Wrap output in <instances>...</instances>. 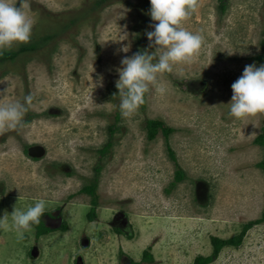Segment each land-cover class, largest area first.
<instances>
[{
    "label": "rangeland",
    "instance_id": "374dc122",
    "mask_svg": "<svg viewBox=\"0 0 264 264\" xmlns=\"http://www.w3.org/2000/svg\"><path fill=\"white\" fill-rule=\"evenodd\" d=\"M98 1L26 0L32 38L0 61V103L33 97L24 126L0 133V218L43 198L41 222L51 229L37 237L35 226L21 240L9 216L0 226V264H81L80 257L84 264H193L212 252L211 236L237 235L264 209V151L254 141L264 114L236 119L227 106L245 66L261 65L264 0H224L223 11L220 0H198L182 26L204 36L201 49L162 74L166 93L150 90L145 108L128 118L113 97L116 69L122 57L148 48L150 2ZM98 75L103 87H94ZM146 119L173 132L148 140ZM35 145L44 153L30 157ZM168 146L185 173L172 188ZM97 167L99 202L89 220L90 196L79 190ZM144 250L153 262L141 260ZM209 264H264V221Z\"/></svg>",
    "mask_w": 264,
    "mask_h": 264
},
{
    "label": "clouds",
    "instance_id": "9594fccd",
    "mask_svg": "<svg viewBox=\"0 0 264 264\" xmlns=\"http://www.w3.org/2000/svg\"><path fill=\"white\" fill-rule=\"evenodd\" d=\"M148 15L151 18L145 35L148 48L138 50L131 56L120 60L116 69L118 80L115 87L118 93V108L124 118L131 117L145 103V96L154 90L160 95L167 91L160 83V76L170 73L174 65L191 63L201 49L204 36L182 26L198 8V0H149ZM17 3L20 7H17ZM26 0H0V55L11 50L15 45L27 44L33 35L34 21L25 10ZM130 45L121 51L127 53ZM231 54V53H230ZM103 87V76L98 75L94 87ZM232 96L228 102V114L236 119H244L257 114H264V64L246 65L242 75L232 83ZM4 94L0 92V96ZM33 97L26 95L23 101L0 103V133L23 127L25 116ZM48 201L39 199L26 210L14 208L9 215L0 218V226L11 216L12 226L19 239L41 223L46 213Z\"/></svg>",
    "mask_w": 264,
    "mask_h": 264
},
{
    "label": "trees",
    "instance_id": "16d2710c",
    "mask_svg": "<svg viewBox=\"0 0 264 264\" xmlns=\"http://www.w3.org/2000/svg\"><path fill=\"white\" fill-rule=\"evenodd\" d=\"M104 0H99L98 2L101 3ZM220 9L223 11L225 9V3L224 0H220ZM262 48L263 51L255 56V59L259 61L261 64H264V39L262 41ZM16 55V52H4L2 55H0V61H4L7 58H13ZM146 102L140 106V108L143 110L145 108ZM116 127L114 124L110 126L109 134L111 137V134L115 131ZM145 129H146V137L148 140H153L157 136L158 132L161 131L164 137L167 139L169 134L173 132V128L168 127L164 121L160 119H146L145 120ZM254 141L261 145L264 151V125L262 129V133H260ZM112 142L111 140H108L105 145L102 146V148L99 150L101 154H104L106 151L109 150ZM168 154L170 158L175 163V171H174V179L170 184V187H174L176 183L180 182L185 178L184 171L178 166L176 163V157L174 151L168 146ZM259 167L262 169L264 173V155L262 160L258 163ZM96 175L92 182L90 184L85 185L82 190L89 193L91 195V208L89 210V213L87 214V217L89 220H94L95 217V211L94 206L98 204V195H97V185H98V173L100 171V167L96 168ZM175 184V185H174ZM264 221V209L261 213V216L257 219L250 220L243 224L241 231L232 237L229 238H220L217 236H211L210 241L212 244V252L209 255L203 256L199 255L194 258L193 264H209L212 262L219 254L220 250L226 246V245H233L238 246L242 242V238L246 231L251 228L253 225L261 223ZM65 228V226H62ZM37 231L36 235L40 236L44 233L49 232L51 229L40 223L38 226H36ZM117 232H122L119 228H116ZM142 260L153 262V255L150 251L144 250L142 253ZM135 264H140L139 262H135Z\"/></svg>",
    "mask_w": 264,
    "mask_h": 264
},
{
    "label": "water",
    "instance_id": "95a60500",
    "mask_svg": "<svg viewBox=\"0 0 264 264\" xmlns=\"http://www.w3.org/2000/svg\"><path fill=\"white\" fill-rule=\"evenodd\" d=\"M27 152L30 157H39L44 153V149L41 146L35 145L28 147Z\"/></svg>",
    "mask_w": 264,
    "mask_h": 264
},
{
    "label": "flooded vegetation",
    "instance_id": "af4514ba",
    "mask_svg": "<svg viewBox=\"0 0 264 264\" xmlns=\"http://www.w3.org/2000/svg\"><path fill=\"white\" fill-rule=\"evenodd\" d=\"M27 151H28V149H27ZM28 153V152H27ZM83 188V187H82ZM82 188L79 190V193H83V194H87L88 196H90V204H91V195L89 194V193H87V192H85V191H83L82 190ZM91 208V207H90ZM90 210V209H89ZM89 212V211H88ZM42 223V222H41ZM43 224V223H42ZM44 225V224H43ZM46 226V225H45ZM46 227H48V226H46ZM48 228H50V227H48ZM36 231H37V228H36ZM36 231H35V235H36ZM51 231V230H50ZM49 231V232H50ZM48 233V232H47ZM121 233V232H120ZM37 236V235H36ZM41 236V235H40ZM37 237H39V236H37ZM80 259V261H81V264H84L83 263V261H82V258L80 257L79 258ZM141 260H142V258H141ZM135 262H138V261H134V263L133 264H135Z\"/></svg>",
    "mask_w": 264,
    "mask_h": 264
}]
</instances>
